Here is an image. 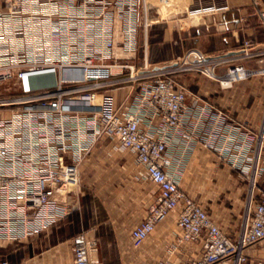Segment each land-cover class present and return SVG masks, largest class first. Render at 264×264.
Listing matches in <instances>:
<instances>
[{
  "label": "built area",
  "instance_id": "built-area-1",
  "mask_svg": "<svg viewBox=\"0 0 264 264\" xmlns=\"http://www.w3.org/2000/svg\"><path fill=\"white\" fill-rule=\"evenodd\" d=\"M250 3L264 27V0ZM159 4L171 19L200 12L192 0ZM149 10L146 0H0V243L27 240L80 209V165L103 139L132 153L158 189L130 229L134 247L170 215L178 243L200 247L183 264H242L244 250L264 240V112L255 134L237 141L223 111L175 80L188 72L217 80L221 66L232 82L247 78L251 70L231 66L264 56V48L244 41L238 52L191 48L169 63L138 64L141 23L146 31L154 22ZM123 89L117 104L115 93ZM211 114L215 126L207 134ZM172 136H182L189 150L197 142L216 149L244 173L248 194L234 239L167 171ZM68 248L72 264H100L93 260L97 239L86 231L73 235Z\"/></svg>",
  "mask_w": 264,
  "mask_h": 264
},
{
  "label": "crops",
  "instance_id": "crops-1",
  "mask_svg": "<svg viewBox=\"0 0 264 264\" xmlns=\"http://www.w3.org/2000/svg\"><path fill=\"white\" fill-rule=\"evenodd\" d=\"M192 1L200 10L194 17L166 19L159 0H146L154 22L147 28L142 43L139 29L137 54L143 49L142 57L148 64L169 63L191 48L206 55L238 52L244 41H250L254 48H264V27L250 0ZM234 66L251 70L252 74L231 84L191 72L179 74L175 80L203 102L208 101L223 111L227 125L237 129L236 138L240 141L245 132L255 134L263 116L264 56ZM116 95L117 92L119 104L121 100ZM214 120L213 114L207 117L204 127L207 134L215 126ZM189 125H192L190 119L187 130ZM192 146L189 150L182 136H172L165 153L166 169L174 174L181 188L188 194L194 193L193 198L212 220L234 239L245 212L248 180L239 168L222 160L216 149L205 148L201 142ZM192 168L196 171H190ZM79 172L81 195L87 193L99 202L101 218L79 209L52 226L55 233H62L53 246L44 248L40 244L32 256L9 262L8 258L18 249L15 251L3 243L25 240L3 242L0 259H6L9 264H72L69 249L62 245H68V240L82 231L97 239L98 250L93 260L100 264H183L199 255L198 243H178L180 231L174 215L157 224L141 246L131 244L130 229L143 218L146 208L158 195L157 187L145 177L132 153L109 139L100 140L84 158ZM189 174L192 177L185 180L184 176ZM244 255L242 264H264V240L248 246Z\"/></svg>",
  "mask_w": 264,
  "mask_h": 264
},
{
  "label": "rangeland",
  "instance_id": "rangeland-1",
  "mask_svg": "<svg viewBox=\"0 0 264 264\" xmlns=\"http://www.w3.org/2000/svg\"><path fill=\"white\" fill-rule=\"evenodd\" d=\"M149 12H150V10H149ZM182 15L185 16V17H189V16H187L185 14H180L178 16H182ZM162 16L164 18H166V19H171V18L166 17V15L164 13H163ZM148 18L151 19V12L148 14ZM143 20H144V18L142 19V22H144ZM143 24L144 23H141V27H140V40H141V43L144 41L145 34H146V31H147V30L145 31ZM142 50L143 49H141V52H142ZM141 52L137 54V62H139V63L141 62V60L143 58ZM231 67H234V65L231 66ZM235 68H237V67H235ZM232 69H234V68H231L230 71ZM261 70H263V69H261ZM226 71H227V67H223V66L218 67L217 70H216V73H215L216 74L215 78L217 79L216 81H218L219 83H223V84L232 83V81H230L229 79L227 80V77L225 76ZM249 71H248V73H249ZM250 74H252V72H250ZM236 76H232L231 78H234V79L238 78ZM253 78H255V77H253ZM116 92H117V95L120 98V100L125 95V90L124 89L116 91ZM190 171L194 172L196 170L192 168V169H190ZM189 176L192 177L189 174L187 176L185 175L184 179L185 180H189ZM262 176H264V168L262 169ZM185 182H187V181H185ZM183 186H185V185H183ZM193 194L191 193L190 195L192 197H195V195H193ZM79 204H80V209L81 210L90 211L91 216L93 214L94 217H96V219H100L101 218V214L100 213H101L102 209L99 207V202L97 200L91 198L89 196V194H87V193H84V195H81V189H80V195H79ZM52 229H53V227H50L47 230H45L42 234L32 236V237L28 238L27 240H25V241H23L21 243H3V242H1V243H3V245L12 246L11 249H13V250L18 249V251L15 250L16 251L15 254L11 255L12 258H10V257L8 258L9 262H13L14 260H17L19 258H23L25 256H29V255L32 256L34 254V252L38 251L37 247H39L40 244H42V246H44V248H45V246L47 248H49V247L53 246L54 244H56L59 241V239H57V238L61 237L62 233L61 232L55 233L54 229L53 230ZM62 247L67 249L68 245L64 244V245H62Z\"/></svg>",
  "mask_w": 264,
  "mask_h": 264
},
{
  "label": "bare ground",
  "instance_id": "bare-ground-1",
  "mask_svg": "<svg viewBox=\"0 0 264 264\" xmlns=\"http://www.w3.org/2000/svg\"><path fill=\"white\" fill-rule=\"evenodd\" d=\"M190 17H194V15L193 16H190ZM238 68V67H237ZM237 73H235V70H234V72L232 73V75H236ZM226 78V77H225ZM224 79V78H223ZM228 80V79H227Z\"/></svg>",
  "mask_w": 264,
  "mask_h": 264
}]
</instances>
